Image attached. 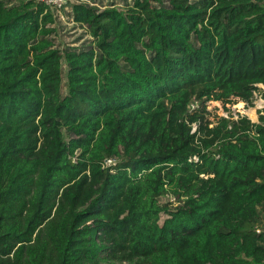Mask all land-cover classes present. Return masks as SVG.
Returning <instances> with one entry per match:
<instances>
[{
  "label": "trees",
  "instance_id": "obj_1",
  "mask_svg": "<svg viewBox=\"0 0 264 264\" xmlns=\"http://www.w3.org/2000/svg\"><path fill=\"white\" fill-rule=\"evenodd\" d=\"M9 3L0 264H264V108L208 109L264 99V0L78 3L93 40L64 49L46 4Z\"/></svg>",
  "mask_w": 264,
  "mask_h": 264
},
{
  "label": "rangeland",
  "instance_id": "obj_2",
  "mask_svg": "<svg viewBox=\"0 0 264 264\" xmlns=\"http://www.w3.org/2000/svg\"><path fill=\"white\" fill-rule=\"evenodd\" d=\"M20 1V0H18ZM22 1V0H21ZM102 1V0H99ZM120 3H124V0H117ZM132 2L133 0H128ZM51 38L54 40L56 46H59L61 49H64L67 46H82L91 44L90 42L93 40L91 34L88 32L87 27L81 26L80 24L73 23L69 20H60L57 21L56 32L53 33ZM66 70V65H64V71ZM261 88L263 85L260 84ZM255 100L253 105H247L244 101L239 100L238 98H233L231 103L224 104L221 101H209L208 109L211 111V118L215 119L216 116H229V114L234 115L235 117L238 114L246 115L252 121L258 122L259 114L258 111L264 108V99L259 94V92L255 95ZM251 110L255 111L256 118H253L250 114ZM165 199L164 201H166ZM262 219L264 218V204L260 206ZM165 213H163L162 218L165 217ZM102 264H114V261L110 256L102 253Z\"/></svg>",
  "mask_w": 264,
  "mask_h": 264
},
{
  "label": "built area",
  "instance_id": "obj_3",
  "mask_svg": "<svg viewBox=\"0 0 264 264\" xmlns=\"http://www.w3.org/2000/svg\"><path fill=\"white\" fill-rule=\"evenodd\" d=\"M5 1H9L10 2L9 5H12V4L21 3V2L27 1V0H22V1L21 0L20 1H18V0H5ZM33 1H35L37 3H44L51 10H53L55 18H56V23H57L58 19H60V20H66L67 19L73 23H76L74 21V17H73V5L74 4L86 3V4L93 5V6H98L100 9H104L108 6L122 5V3H120L117 0H102V1H99V0H33ZM257 85L260 86V84H257ZM263 88H264V85H263ZM256 94H257V92H255V95ZM198 107H199V102L194 101L192 103V109L194 110ZM196 130H197V124H193L192 132H195ZM193 159L198 160V157L194 156ZM116 164H117V158L116 157H108L103 161V167L104 168L111 167V171H113V169H114L113 167L116 166ZM165 199H167V200L164 201ZM162 200L164 202H170V203H173L175 205H177V203H178L177 198L171 193L166 194ZM263 227H264V223L262 226H256L257 232L258 233L262 232Z\"/></svg>",
  "mask_w": 264,
  "mask_h": 264
},
{
  "label": "bare ground",
  "instance_id": "obj_4",
  "mask_svg": "<svg viewBox=\"0 0 264 264\" xmlns=\"http://www.w3.org/2000/svg\"><path fill=\"white\" fill-rule=\"evenodd\" d=\"M250 114H251V116H252L253 118H256V114H255V111H254V110H251Z\"/></svg>",
  "mask_w": 264,
  "mask_h": 264
}]
</instances>
